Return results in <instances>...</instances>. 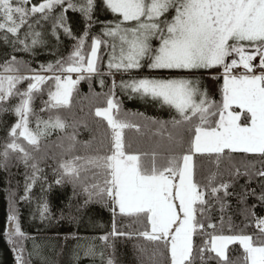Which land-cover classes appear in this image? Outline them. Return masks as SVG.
Wrapping results in <instances>:
<instances>
[{
	"label": "snow or ice",
	"instance_id": "obj_1",
	"mask_svg": "<svg viewBox=\"0 0 264 264\" xmlns=\"http://www.w3.org/2000/svg\"><path fill=\"white\" fill-rule=\"evenodd\" d=\"M66 2L68 8H76L71 0H42L31 5L30 0H0V31L12 34L24 50H31L43 41L39 38L40 33L31 30L29 18L39 13L40 18L48 19L53 10L60 7L61 12L53 23V35L59 40L56 29L63 28L66 35L72 36L66 22L67 9L63 7ZM102 4L118 14L116 22H109L103 31L104 36L112 38L114 51L116 42L119 44V56L114 55L110 59V70L130 72L147 67L151 70L193 72L221 68L222 98L217 103L198 80L190 78L122 80L120 87L130 90V95L150 98L175 110L178 118L158 122L162 138L167 132V144H158L150 152L127 153L123 130L136 126L119 118V102L110 97L107 107L97 108L95 114L103 117L112 130L114 151L102 158L73 156L59 165V178L55 183H81L88 196L85 204L93 196L107 198L113 205L114 215L118 209L119 214L142 217L147 228L139 235L149 242L162 244L170 254V264H194V251H198L202 260L205 252H210L220 264H232L228 255L232 244L242 246L243 264H264L262 218H257L256 222L259 238L243 233L209 234L208 240L198 250L193 244L197 229L206 227L197 217L206 210L209 190L212 196L222 190L225 196L230 194L228 183L214 186L216 174L208 177L207 184L201 185L197 181L194 157L197 154L207 156L218 166L230 153L264 156V0H102ZM95 8L96 0H85L80 5L89 27ZM170 12L174 15L168 18ZM25 24L29 31L24 34V39H20V29ZM87 35L86 31L79 37L75 51L66 62L58 60L55 66H41L42 71L53 73L51 76H0V104L13 96L19 97V102L12 109L18 119L9 130V142L0 153L3 158L0 164L7 166L10 152H15L25 166L33 169L25 184L24 200L30 198L28 193L41 170L35 162L29 165L35 157L18 141L22 137L33 150H38L40 138L50 129L68 127L59 116L50 117L48 121L37 118L36 130L33 131L29 127V118L34 114L33 93L41 91V85L53 81L55 90H49L46 105L55 109L71 107L73 89L78 80H73L70 74L85 71L91 74L97 70V52L102 41L99 37L93 39L90 56L86 60L82 51ZM29 36L31 43L28 42ZM154 41H158V46H154ZM18 64L12 57L4 68L5 72H20ZM241 68L243 71L236 74L235 70ZM57 71L69 75L62 78L55 74ZM83 78L81 75L80 79ZM23 80L29 83L26 90L20 91L16 85ZM69 140L75 141V136H69ZM185 143L188 147L183 150ZM73 147L74 144L70 143L67 151L71 152ZM89 166L103 170L102 185H83L81 173L87 172ZM236 174L239 175V170ZM259 175L264 176V172ZM251 194L255 195L254 190ZM259 199L264 201V193ZM38 212L41 219L47 217V201L38 205ZM9 221L16 225L14 235L24 238L15 213L9 216ZM207 227L215 228V225L208 224ZM109 235L126 234L117 232L114 224ZM109 235L100 239L107 242ZM9 239L15 246L12 234ZM22 251L17 250L19 264H24ZM83 255L103 257L102 252H96L94 245L87 246ZM107 264L114 262L109 258Z\"/></svg>",
	"mask_w": 264,
	"mask_h": 264
},
{
	"label": "trees",
	"instance_id": "obj_2",
	"mask_svg": "<svg viewBox=\"0 0 264 264\" xmlns=\"http://www.w3.org/2000/svg\"><path fill=\"white\" fill-rule=\"evenodd\" d=\"M42 0H30L31 4H38ZM76 8H68L67 2L63 5L67 25L72 31V36L64 33L63 28H57L59 40L53 35L55 17L61 12L57 7L48 19L40 18L41 14L29 18L35 32L40 33L43 43L37 44L31 50H24L16 37L0 31V75L32 76L40 74L51 76L53 73L41 70L49 65H56V61H67L79 43V37L87 31V39L83 45L82 54L86 60L90 56L93 39L99 37L102 41L96 72L83 75L74 86L70 108H50L45 102L49 101V90L54 91V82L48 81L41 85V91L33 93V115L30 116L29 127L35 131L37 118L48 121L49 118L59 116L67 125L65 129H50L48 134L40 138L38 150H33L22 137L18 141L28 150L41 170L38 178L28 193L29 199L24 200L25 184L27 178L32 176L33 169L25 166L18 159V153L10 152L7 166L0 164V264H19L17 250L22 249L24 264H107L111 258L114 264H170V254L162 244L149 242L139 235L146 230L144 219L112 212V203L107 198L93 196L87 204V193L81 183L73 184L65 181L56 184L59 178V165L73 156L105 157L114 151L112 130L103 117L96 116L97 108L107 106V100L112 97L119 102V118L130 125L123 130L125 151L127 153L150 152L158 144H167V132L161 137L160 123L178 118L174 109L163 105L150 98H141L130 95V90L120 87L121 81L132 78L152 76L170 77L174 73L192 76L200 81L202 88L206 89L209 97L217 103L221 101L223 84L221 69H205L198 71H169L159 72L142 67L130 72L109 69L108 64L113 58L111 37L103 35L105 26L115 23L118 14L112 13L103 6L102 0H96L91 26L80 5L85 0H71ZM29 5V6H30ZM174 12H170L173 15ZM2 22V21H0ZM29 31L25 24L20 29V39ZM7 36V39L5 37ZM75 37V38H74ZM31 43V36L28 37ZM12 57L19 62L18 73L5 72L6 64ZM58 72V71H57ZM59 73V72H58ZM113 73H118L120 79L113 88ZM29 81L23 80L16 85L20 91L26 90ZM19 102L18 96L9 98L0 104V153L9 142V130L17 122V117L12 111ZM43 109V110H42ZM43 127V124H41ZM170 127V125H169ZM75 136V141H70L69 136ZM74 144L71 152L67 151L69 144ZM188 147L184 144L183 150ZM0 156V160H2ZM196 165V179L201 185L208 183V177L216 174L214 186L228 183L229 195L225 196L223 190L216 196L210 194L206 197L208 204L198 219L205 224L203 230L197 229L193 235L194 247L198 250L209 234H247L259 238V229L256 227L257 218L264 219V201L259 197L264 193V156L253 153H230L216 162L197 154L194 157ZM239 170V175H237ZM82 183L90 186L93 183L102 185L103 170L89 166L87 172L81 173ZM50 186V187H49ZM255 192V195L251 194ZM219 197V199H217ZM47 201L49 212L45 219H41L38 205ZM223 205V209L221 206ZM16 214L24 238L12 234L15 246L10 242L9 225L15 233V223L9 221V216ZM117 232L126 235H109L113 225ZM214 224L215 228L207 227ZM130 234V235H128ZM109 235L107 242L100 237ZM94 245L96 252L103 253V257H85L84 249ZM79 254V259L77 258ZM194 264H220L213 253L205 252L203 260L198 251L193 253ZM229 260L232 264H243V250L239 244L229 245ZM209 257H213L209 259Z\"/></svg>",
	"mask_w": 264,
	"mask_h": 264
},
{
	"label": "rangeland",
	"instance_id": "obj_3",
	"mask_svg": "<svg viewBox=\"0 0 264 264\" xmlns=\"http://www.w3.org/2000/svg\"><path fill=\"white\" fill-rule=\"evenodd\" d=\"M174 15V14H173ZM167 16H168V18H170L171 17V15H170V13L169 14H167ZM113 43V41H111V44ZM117 43V47H116V49H115V51L112 49V52H113V56L115 55V56H119V44H118V42H116ZM154 43V46H158V41H154L153 42ZM101 46V45H100ZM250 51H251V49H249ZM99 52H100V47H99V49H98V52H97V60H96V66H97V62H98V59H99ZM211 69H221V68H211ZM201 70H205V69H201ZM156 71H159V72H169V71H176V72H178V71H181V70H156ZM221 71H223L222 69H221ZM182 73V72H181ZM181 73H174V74H172L171 73V75H173V76H170V77H163V76H152L151 78H177V79H179V78H190V79H194L192 76H185V75H180V76H177V75H179V74H181ZM56 75H59L60 74V72L58 73V72H56L55 73ZM86 74H88L86 71L85 72H83V74H81V75H86ZM114 74H118V73H113V75ZM53 75V74H52ZM1 76V75H0ZM195 80H197V79H195ZM199 81V80H198ZM199 83H200V81H199ZM201 85V84H200ZM7 85L5 84V87H6ZM107 107V106H106ZM105 108V107H104ZM117 213H119L118 212V209H117ZM216 235H221V234H216ZM223 235H232V233L231 234H223Z\"/></svg>",
	"mask_w": 264,
	"mask_h": 264
},
{
	"label": "built area",
	"instance_id": "obj_4",
	"mask_svg": "<svg viewBox=\"0 0 264 264\" xmlns=\"http://www.w3.org/2000/svg\"><path fill=\"white\" fill-rule=\"evenodd\" d=\"M242 71H243V69L241 68V69L235 70V73L239 74ZM81 74H83V73H71L70 75L72 76L73 80H78L79 77L81 76ZM257 74H259V70H257ZM59 75H61L62 78H63L65 76L69 75V74L68 73H60ZM113 78H114L115 82H118L119 79H120V75L119 74H114Z\"/></svg>",
	"mask_w": 264,
	"mask_h": 264
},
{
	"label": "water",
	"instance_id": "obj_5",
	"mask_svg": "<svg viewBox=\"0 0 264 264\" xmlns=\"http://www.w3.org/2000/svg\"><path fill=\"white\" fill-rule=\"evenodd\" d=\"M12 228H13L12 225H10V226H9L10 233H11V234H14V230H13Z\"/></svg>",
	"mask_w": 264,
	"mask_h": 264
},
{
	"label": "crops",
	"instance_id": "obj_6",
	"mask_svg": "<svg viewBox=\"0 0 264 264\" xmlns=\"http://www.w3.org/2000/svg\"><path fill=\"white\" fill-rule=\"evenodd\" d=\"M220 74H222V71L220 72Z\"/></svg>",
	"mask_w": 264,
	"mask_h": 264
},
{
	"label": "bare ground",
	"instance_id": "obj_7",
	"mask_svg": "<svg viewBox=\"0 0 264 264\" xmlns=\"http://www.w3.org/2000/svg\"><path fill=\"white\" fill-rule=\"evenodd\" d=\"M10 225H12V224H10ZM10 225H9V226H10Z\"/></svg>",
	"mask_w": 264,
	"mask_h": 264
}]
</instances>
